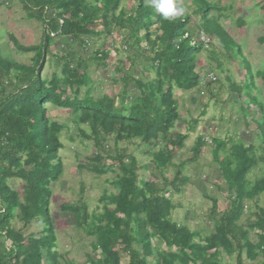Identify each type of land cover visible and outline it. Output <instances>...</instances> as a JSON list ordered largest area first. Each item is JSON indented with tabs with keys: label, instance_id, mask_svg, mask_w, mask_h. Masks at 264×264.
<instances>
[{
	"label": "trees",
	"instance_id": "obj_1",
	"mask_svg": "<svg viewBox=\"0 0 264 264\" xmlns=\"http://www.w3.org/2000/svg\"><path fill=\"white\" fill-rule=\"evenodd\" d=\"M5 1L0 0V7ZM18 1L30 18L43 26V35L34 47H22L13 36L9 37L18 52H34L29 66L11 63L0 54V68L12 75L6 84L0 81V264H72L66 253L56 249L49 210L51 185L60 180L64 168L59 158L62 127L47 117V106L68 110L79 135L92 141L95 154L89 158L90 172L104 175L117 168L112 182L115 193L100 197V212L88 213L81 199L58 206L61 213L73 217L75 228L91 239V253L83 264H121L122 253L127 255L126 264H221L223 255L234 256L235 264H245L244 260L264 264V208H256L247 226L239 223L246 202L264 194V150L258 156L251 143L219 137L207 141L229 198V209L219 215L216 197L209 196V214L218 222L214 231L201 236L171 220L175 207L170 196L180 193L189 181L182 173L185 164L173 162L188 139L187 133L173 131L180 119L174 91H200L208 86V82L200 84L196 57L204 44L187 30L190 15L185 12L174 21L165 20L147 6L146 0H132L135 6L129 13L119 9L121 0ZM193 2L201 14L202 31L216 37L227 53L241 52L223 27L209 19L217 6L204 0ZM117 29L126 31L124 44L132 56L128 67L121 61L113 70L118 77L112 82H120L122 91L117 101L108 95L94 98L87 59L74 46L83 52L91 37L110 35ZM55 37L68 40V49L58 59L61 77L52 74L49 80L42 79L45 57ZM258 42L264 44V36ZM90 58L107 68L108 52H95ZM217 67L220 69V65ZM244 67L250 74V84L243 91L231 84L230 93L240 95L245 91L248 102L258 108L259 141L264 145V107L247 90L254 88L255 78L264 86V70L252 73L246 60ZM149 73L153 74L151 79ZM6 85L11 87L9 91ZM81 88L85 91L80 98ZM66 89L73 91L70 100L63 98ZM205 107H201V114ZM197 123L192 119L188 129L193 130ZM80 125H86L89 134ZM110 136L115 144L137 140L146 145L150 167L142 168L152 172L149 178L139 179L140 167L133 155L123 151L109 156L104 144ZM207 143L201 136L196 138L191 160ZM105 159L116 165L106 166ZM259 164L263 166L262 175L247 181L249 172ZM168 169L173 172L171 178L165 176ZM8 180H18L21 190L8 185ZM15 219L23 227L34 221L42 222L43 227L39 234L25 238L12 227ZM254 230L258 231L255 242L250 240Z\"/></svg>",
	"mask_w": 264,
	"mask_h": 264
},
{
	"label": "rangeland",
	"instance_id": "obj_2",
	"mask_svg": "<svg viewBox=\"0 0 264 264\" xmlns=\"http://www.w3.org/2000/svg\"><path fill=\"white\" fill-rule=\"evenodd\" d=\"M217 6L218 10H212L209 14L211 21L218 22L224 31L239 45L240 51L233 50L227 53L224 45L215 37H209L202 31L201 14L197 13V6L193 0H179L180 4L190 15V23L187 27L189 34L204 44L203 51L197 55V72H199L200 84L208 82L205 89H194L189 92L174 91V98L178 103L180 119L174 127V132L187 133L184 149L176 155L173 162L184 163L182 171L188 178V183L182 187L178 194H171L170 200L174 204L171 220L179 225H185L191 231H196L201 236L210 234L217 226V217H211L209 210L212 203L210 197H216L218 201L217 212L220 215L229 209V198L225 191V185L221 179V172L213 161L211 145L207 143L212 137H219L225 141L243 142L252 144L257 155L262 154L264 145L260 143L257 126L260 124L261 113L258 108L248 102L247 94L240 95L230 93L231 84L241 87L250 84V74H246L244 60L250 66L252 73L264 70V44L258 42V38L264 36V0H204ZM135 3L132 0H121L119 9L129 13ZM154 27L151 28L153 30ZM43 35V26L35 19L30 18L22 9L18 0H6L0 7V54L3 59L22 65L29 66L33 62L34 52H18L9 40L13 36L22 47H34L40 42ZM126 31L112 30L110 35L91 37L87 40L85 51L74 46L82 58L87 59L88 78L92 97L108 95L113 98L122 91L120 82L113 83L112 78L118 77L113 72L116 65L123 61L125 67L132 59L126 50L124 37ZM53 36V35H52ZM205 37L203 41L202 38ZM68 40L55 37L54 43L49 48L50 54L45 57L44 68L41 78L49 80L52 74L61 77V62L59 57L65 52ZM142 46H145L143 43ZM105 51L109 53V59L105 63L107 68L91 60L92 53ZM220 65V69L217 67ZM0 81L6 84L12 76L6 70L0 68ZM138 68L135 73L138 72ZM221 70V71H220ZM4 74H3V73ZM135 75V74H134ZM255 75V74H254ZM140 77V76H138ZM148 79L153 77L152 73L147 75ZM216 78V81L213 79ZM254 88L247 89L251 95L264 107V86L260 79L253 81ZM11 87L6 85V90ZM85 89L79 90V97L84 94ZM211 95V96H210ZM63 98H73V91L65 90ZM117 101V99H116ZM206 105L204 114H201L202 106ZM47 117L62 127L59 140L63 147L59 151V158L63 164V174L60 180L51 185L53 197L49 205L50 216L57 238V251L65 255L72 264H83L86 256L91 253L90 242L83 232L75 228L73 217L59 211L62 203H73L82 200L88 213L100 212L103 204L99 202L103 194L115 193L112 182L115 180L117 168L104 175L90 172L91 162L89 158L94 156L95 149L91 140L79 135L78 127L73 122V116L68 110L47 106ZM201 114V115H200ZM192 119L198 123L193 130L188 129L192 125ZM80 129L89 134L86 125H80ZM198 136L204 138L207 144L200 151V155L191 160L193 153L191 148ZM208 137V138H207ZM109 156L116 152L125 151L133 155L140 167L138 177L141 180L149 178L151 171L142 166L150 167V160L146 156V145L137 140L127 143L115 144L110 136L105 141ZM104 164L114 166L116 163L111 159H105ZM263 166L258 165L247 175V181L253 182L262 175ZM172 170L168 169L165 176L171 178ZM8 185L20 191L21 183L18 180H8ZM264 208V194L256 197L253 202H246L244 215L239 223L247 226L253 221L252 214L256 208ZM12 227L22 232L25 238L29 235L40 233L43 225L40 221H34L23 227L17 219L12 221ZM258 231L250 232V240L255 242ZM127 255L121 254V264L127 263ZM261 260L259 256L258 261ZM245 264H254L244 260ZM221 264H235L234 256L227 258L224 255Z\"/></svg>",
	"mask_w": 264,
	"mask_h": 264
},
{
	"label": "clouds",
	"instance_id": "obj_3",
	"mask_svg": "<svg viewBox=\"0 0 264 264\" xmlns=\"http://www.w3.org/2000/svg\"><path fill=\"white\" fill-rule=\"evenodd\" d=\"M147 6L161 13L165 20L174 21L182 17L186 9L179 0H146Z\"/></svg>",
	"mask_w": 264,
	"mask_h": 264
},
{
	"label": "built area",
	"instance_id": "obj_4",
	"mask_svg": "<svg viewBox=\"0 0 264 264\" xmlns=\"http://www.w3.org/2000/svg\"><path fill=\"white\" fill-rule=\"evenodd\" d=\"M202 40L204 41L205 40V37H203Z\"/></svg>",
	"mask_w": 264,
	"mask_h": 264
}]
</instances>
